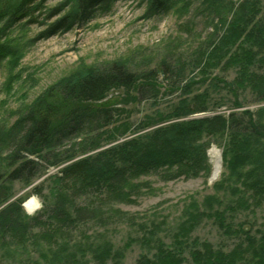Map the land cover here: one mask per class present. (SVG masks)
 I'll return each instance as SVG.
<instances>
[{
	"label": "rangeland",
	"instance_id": "1",
	"mask_svg": "<svg viewBox=\"0 0 264 264\" xmlns=\"http://www.w3.org/2000/svg\"><path fill=\"white\" fill-rule=\"evenodd\" d=\"M67 1L49 0L35 15L36 24L24 20L9 31L8 40L13 47L0 66L1 173L5 172V157L26 126L24 122L29 110L53 85L118 61L136 72L154 70L161 84L158 96L125 106L122 122L132 124L131 137L150 130L141 126L159 119L160 115L171 114L178 103L184 99L189 103L198 94H206L210 106L223 105L218 106L217 112H199L188 118L230 112L228 107L236 96L243 102L241 109L260 106L254 103L255 94L245 76L252 72V63H255L253 70L257 71L263 65L256 60L249 64V59L244 56L249 49L264 52V44L255 47L253 43L258 40L244 39L241 34L240 38L225 43L221 40L228 21L226 18L223 23L218 18V13L222 12H218V2L223 6L229 3L238 6L244 0H176L170 12L156 16L146 14V0H114L110 11L98 14L87 24L46 38L49 24L59 17L51 13L57 8H65L61 13L64 14L68 10ZM251 1L258 7V3L264 6V0ZM245 14L238 23L243 28L246 24V29L251 28L247 26L248 21L250 24L257 22L252 16L263 17L254 10L251 12V8ZM257 25L264 29L261 22ZM162 64L164 68L173 69L175 77L166 75ZM190 81L195 82L191 92L186 93L181 86ZM52 96L56 97V93ZM119 100L120 91L114 90L106 99L95 103L117 105ZM107 136L104 130L85 131L51 150L48 160L43 162L46 170L30 185L18 181L4 186L2 195L6 196L2 197L0 209L27 195L25 201L33 197L38 207L29 212L24 201V213L31 217L38 214L46 217L44 211L52 206L58 196L57 189H61L59 181L52 175L70 160L49 168L47 161L64 160L69 155L76 160L94 154L111 145L105 141ZM101 142L100 148L91 150L93 145ZM199 142L200 145L209 143L206 155L210 172H206L200 151L192 155L199 163L194 170L195 176L172 177V170L158 167L142 174L120 173L111 181L101 179L99 184L93 185L71 181L69 198L74 219L67 222L48 220L47 224L23 227V231L17 232L20 228L11 230L4 237L5 242L0 240V264H46L44 256L57 244L58 238L73 239V244L74 238L83 234L90 237L85 259L94 258L96 248L100 246L99 251L106 247L112 251L114 257L108 264H136L141 254L154 253L160 243L162 249H170V245L177 244L172 242L179 235L186 244L172 248L173 264H216L210 260L232 249L239 237L233 232L226 233L215 214L219 212L227 221L231 217L245 221L256 233L264 231V197L253 205L251 203L250 209H240L242 207L235 200L241 193L233 194L230 190L227 192L225 186H219L227 175L223 161L226 139L201 135ZM212 148L220 150L222 156L217 179H212ZM39 185H43L41 194L33 192ZM239 187L242 192L252 193L242 182ZM196 206L200 210L198 213ZM183 226L187 232H181ZM49 237L53 239L50 241ZM144 237H150L152 241L147 243Z\"/></svg>",
	"mask_w": 264,
	"mask_h": 264
},
{
	"label": "trees",
	"instance_id": "2",
	"mask_svg": "<svg viewBox=\"0 0 264 264\" xmlns=\"http://www.w3.org/2000/svg\"><path fill=\"white\" fill-rule=\"evenodd\" d=\"M49 0H0V66L9 57L13 43L8 40L9 31L21 21L36 24L34 19L44 3ZM114 0H69L68 10L57 8L51 13L59 17L51 21L45 37L49 38L62 31H68L75 27L87 24L98 14L110 11ZM146 14L156 16L168 13L174 7L176 0H146ZM251 0H244L238 6L229 3L223 6L218 2V12L222 10L221 22L228 21V28L223 35V43L232 38H249L255 47L264 44V29L257 23L264 25V6ZM260 13L259 19L254 15L256 23L241 27L238 21L244 18L246 11ZM223 17V18H222ZM231 20V21H229ZM260 20V21H258ZM260 37H263L260 39ZM245 42V40H244ZM246 43V42H245ZM244 58L249 59V64L256 60L261 66L245 76V80L252 87L255 99L254 103L260 104L258 108L241 109L243 102L235 97L229 105L230 112L213 114L202 118H188L190 114L199 112H217V106L207 103L206 94H198L188 103L186 99L177 104L175 110L166 116L160 115L159 119L150 121L141 128L150 130L131 137L133 126L128 122H122V113L125 106L140 102L144 99L154 98L159 95L160 81L154 70L136 72L127 67L124 62L118 61L100 69L82 73L79 77H69L57 82L50 90L40 98L25 119V128L17 136L16 145L5 157V172H0V206L3 203L2 190L6 184L24 182L30 185L42 172L46 170L43 162L48 160L51 150L62 146L63 143L73 137L83 134L85 131L97 132L104 130L108 134L105 139L111 145L94 154L74 159L73 155L64 160L48 163L47 168L58 165L62 161L67 164L62 166L52 176L59 181L61 189H57L55 201L52 206L44 211L46 217L41 215L29 216L24 213L23 202L26 196L8 203L0 209V240L15 229L23 231V227L47 224L48 220L67 222L74 219V209L69 198L71 181L80 180L88 184H99L101 179L111 181L120 173L142 174L158 167H167L172 170L174 176H195L197 173L196 159L193 154L201 151L203 163L206 164V172H210L208 166L207 145H200L199 139L210 136L216 140L226 139L223 150L224 164L227 175L219 183L225 186L233 194H239L235 202L242 208L250 209L253 202L264 197V52L247 50ZM258 65V66H259ZM164 68V64L161 65ZM166 75L175 77L173 69L164 68ZM195 81L181 86L186 93L191 92ZM239 86V83H238ZM240 87V86H239ZM120 91V100L117 105H96L114 91ZM235 92V91H234ZM56 93V97L52 94ZM236 94V92H235ZM52 96V97H51ZM56 100V101H54ZM54 101V102H53ZM193 101L196 103L194 104ZM216 108V109H215ZM240 108V109H239ZM215 111H211L214 110ZM183 112V113H181ZM184 116H187L183 118ZM182 118V119H181ZM171 123L161 125L164 122ZM155 126V127H154ZM192 141H196L193 143ZM102 146L97 143L91 147L96 150ZM47 158V159H46ZM125 172V173H124ZM242 182L252 193L240 191L239 183ZM231 184V185H230ZM42 186L33 188V192L41 194ZM4 191V190H3ZM213 199V198H212ZM197 213L200 211L196 206ZM218 223L224 227L226 233L233 232L239 237L238 242L228 252L213 257L210 261L216 264H264V231H256L249 227L245 221H236L215 214ZM234 216V215H231ZM24 219V220H23ZM181 232H187L185 226ZM82 234V233H80ZM79 236V235H78ZM50 241L53 237H49ZM75 239L61 237L50 252L45 254L46 264H108L114 257L109 247L100 250L96 248L94 258L85 259L88 253L90 237L83 234ZM148 242L150 237H144ZM170 245V249H162L163 244L157 245L154 253L150 251L141 254L136 264H173V247L183 246V241L177 235ZM88 246V247H87ZM48 250V249H47ZM46 250V251H47ZM222 251H219V253ZM107 253V256L101 255ZM173 254V255H172Z\"/></svg>",
	"mask_w": 264,
	"mask_h": 264
},
{
	"label": "bare ground",
	"instance_id": "3",
	"mask_svg": "<svg viewBox=\"0 0 264 264\" xmlns=\"http://www.w3.org/2000/svg\"><path fill=\"white\" fill-rule=\"evenodd\" d=\"M210 155L213 160V165H214V170L212 174V179H217L220 175L221 168H222V156L220 150L216 148H212L210 150ZM24 207L29 211V212H34L36 208L38 207V204L35 200V198H30L25 201Z\"/></svg>",
	"mask_w": 264,
	"mask_h": 264
},
{
	"label": "water",
	"instance_id": "4",
	"mask_svg": "<svg viewBox=\"0 0 264 264\" xmlns=\"http://www.w3.org/2000/svg\"><path fill=\"white\" fill-rule=\"evenodd\" d=\"M208 114H206V116H207ZM209 115H212V114H209Z\"/></svg>",
	"mask_w": 264,
	"mask_h": 264
}]
</instances>
